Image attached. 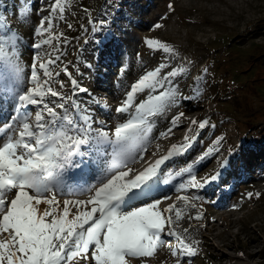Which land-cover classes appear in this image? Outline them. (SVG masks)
Segmentation results:
<instances>
[{
	"label": "rangeland",
	"instance_id": "obj_1",
	"mask_svg": "<svg viewBox=\"0 0 264 264\" xmlns=\"http://www.w3.org/2000/svg\"><path fill=\"white\" fill-rule=\"evenodd\" d=\"M7 1L9 4L5 3ZM55 3L56 0H0L5 31L9 34L15 31L23 40L24 55L20 66L24 73L30 74L33 57V50L28 46L56 37L51 44L42 45L39 62L47 63L49 59L60 57L50 70L53 75L60 72L58 79L66 85L64 92L71 94L70 80L62 71L67 67L83 87L101 102L106 99L105 107L111 105L114 110L125 91L130 90V85L145 71L157 67L164 57H168L171 65L165 71L178 67L190 69L186 78L179 82L182 94L193 99L181 100L179 107H171L154 118V127H160V131L147 143L142 159L130 162L123 170L131 169L127 179H134L166 156L173 145L183 144L185 136L198 135L184 156L162 166L157 193V198L170 197L162 200L160 208L173 205L181 212L180 218L176 217L175 211L170 214L171 225L166 223L165 231L171 227L197 249L196 256L183 257L180 264H264V173L261 172L264 158L259 160L258 151L257 162L249 167H256L255 172L262 174H249L248 169H244L247 162L244 156L238 164L239 176L232 177V182L227 184V177L223 176L221 180L225 171L222 172L219 183L210 184L201 193L207 197L205 201L194 200L191 191L173 190L181 179L186 178L181 176L188 167L185 162L202 154L218 136L224 137L221 161L227 157L229 149L235 153L232 159H239L243 151L253 147L264 149V0H60L57 10L52 12ZM60 7L64 8L63 19L60 18ZM21 9L26 10L23 16ZM45 16L50 17L52 27L48 30V21H45L46 31L37 37L33 30ZM89 19L105 20L107 24L102 32L94 35ZM157 24L161 27H154ZM233 33L240 36L244 33L239 43L230 36ZM145 38L166 44L174 50L175 57L163 51L153 52L145 46ZM219 39L229 41L221 43ZM122 65H127L128 70L118 80L117 73ZM77 67L82 75L77 74ZM205 68L208 69L206 83L202 85L203 95L197 100L194 82ZM53 87L61 91L59 84H53ZM147 95V92L138 94L136 103ZM78 99L84 101L88 97L81 93ZM178 112L184 113L178 121L180 126L160 137ZM100 115L103 119L104 114ZM124 118L120 117L121 120ZM204 119L215 128L201 131L198 126L191 125L193 120ZM109 123L114 127L111 120ZM255 133L258 137L253 135ZM135 152L133 149L132 154ZM217 168L216 158L204 160L197 166V179ZM85 180L94 183L91 177H85ZM89 195L58 196L57 199L62 205L63 199L86 200ZM51 196L49 193L48 197ZM185 196L188 198L182 199ZM45 207L39 206L41 211ZM197 215L202 218L195 219ZM178 244L179 241L169 237L152 256L126 259L128 264H176L177 258L171 255V248ZM71 264L94 262L89 255L88 260L78 257Z\"/></svg>",
	"mask_w": 264,
	"mask_h": 264
},
{
	"label": "snow or ice",
	"instance_id": "obj_2",
	"mask_svg": "<svg viewBox=\"0 0 264 264\" xmlns=\"http://www.w3.org/2000/svg\"><path fill=\"white\" fill-rule=\"evenodd\" d=\"M59 3L56 0L52 5V12ZM25 11L21 9L20 15ZM59 12L63 19L64 8L60 7ZM4 21L0 14V264H71L78 257L88 260L89 255L94 264H128V257L152 256L169 237L179 241L177 247L171 248L176 264L183 257L196 256L197 249L174 229L165 231L166 223L171 225L170 214L175 211L180 218L181 212L173 205L160 208L162 200L170 197L157 198V193L162 166L184 156L199 136H185L183 144L173 145L166 156L134 179H127L131 169L123 170L130 162L142 159L151 140L154 118L171 107H179L181 100L193 99L182 94L179 82L190 69L165 71L171 65L164 57L157 67L145 71L130 85L113 110L111 105L105 107L106 99L101 102L83 87L67 67L62 71L70 80L71 94L64 92L66 85L58 79L60 72L53 75L50 70L60 57L39 62L42 45L51 44L56 37L28 46L33 57L30 74L26 75L20 66L24 55L22 37L15 31L6 32ZM45 21L51 29V19L45 16L33 35L44 34ZM89 24L95 35L104 30L107 21L89 19ZM143 42L153 52L163 51L175 57L174 50L161 41L145 38ZM86 66L91 67L87 63ZM127 70L128 66L122 65L117 79L125 76ZM76 72L82 75L78 67ZM207 72L205 68L194 82L197 100L203 95ZM53 84H59L61 91ZM145 92L146 98L136 103L137 95ZM81 93L88 99H78ZM100 113L104 114L103 119ZM182 116V112L173 116L170 127L160 137L179 127ZM191 125L201 131L215 128L208 119L193 120ZM223 140V136L216 137L202 154L185 162L188 167L181 176L186 178L174 191H191L194 200H207L201 193L220 180L235 155L229 149L227 157L220 160ZM210 157L217 159V170L197 179V166ZM85 177H91L94 183ZM85 194H90L86 200L63 199L62 205L57 199ZM248 195L251 198V193ZM41 204L47 206L43 211Z\"/></svg>",
	"mask_w": 264,
	"mask_h": 264
},
{
	"label": "trees",
	"instance_id": "obj_3",
	"mask_svg": "<svg viewBox=\"0 0 264 264\" xmlns=\"http://www.w3.org/2000/svg\"><path fill=\"white\" fill-rule=\"evenodd\" d=\"M5 3H7V4H9V2L7 1V2H5ZM3 13H4V11L3 10H1L0 9V14H2L3 15ZM81 34H83V32L81 33ZM227 35H229V34H227ZM227 35H225V36H227ZM224 36V37H225ZM230 36H234V38H235V40H236V43H239L240 42V40H241V37L242 36H244V33L243 34H241V36L240 35H238L237 33H233V34H230ZM222 37V36H221ZM219 41L221 42V43H224V42H227V41H229V39H219ZM215 44H217V42L215 43ZM240 44H242V43H240ZM226 56V55H225ZM227 57V56H226ZM257 129V128H256ZM252 130V129H251ZM160 131V127H154L153 128V130H152V132L149 134L150 135V137H151V140H153V138H154V136L155 135H157V133ZM253 135H255L256 137H258L257 135H258V133H255V134H253ZM255 141L256 142H258V138H256L255 139ZM256 145V144H255ZM258 148H260L259 150L258 149H256V147H253L251 150H249V151H243L242 152V155H241V153H239V155H241V157L239 158V159H237V158H235V159H232V161H231V164H232V166L229 168V169H227L224 173H223V175H222V177H221V180H222V178H223V176H225V177H227L228 178V181H227V184H229V183H231L232 181H230V179L232 178V177H236V176H239L238 175V172H239V170H240V168H239V166H238V164L240 163V160H242L243 159V157L245 156L246 157V164H244V166L246 167H244V169L246 170V169H248V173L249 172H251V174L252 175H259V174H262V173H264V170H262L261 172H258V173H256L255 171L257 170V168L255 167V168H252V167H249V164H251V163H255V162H257L256 160V157L255 156H257V153H256V151H258L259 152V156L258 157H260V159L259 160H261V159H263L264 158V149H262V146L261 147H258ZM253 149H256V150H253ZM258 160V161H259ZM263 168V167H262ZM260 170H261V167L259 168ZM259 170V171H260ZM250 174V173H249ZM220 181V180H219ZM219 181H218V183H219ZM218 188V187H217ZM215 190H217L216 189V187L214 188ZM213 188H212V190H214Z\"/></svg>",
	"mask_w": 264,
	"mask_h": 264
}]
</instances>
